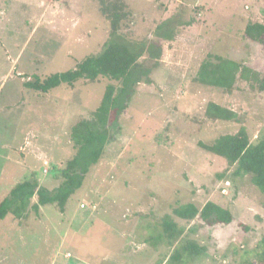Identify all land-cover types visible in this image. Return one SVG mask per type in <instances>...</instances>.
<instances>
[{
    "label": "rangeland",
    "instance_id": "obj_1",
    "mask_svg": "<svg viewBox=\"0 0 264 264\" xmlns=\"http://www.w3.org/2000/svg\"><path fill=\"white\" fill-rule=\"evenodd\" d=\"M124 2L131 14L121 32L128 39L151 37L159 25L173 27L174 37L160 41L156 64L147 54L138 60L148 75L133 87L102 157L64 211L48 205L24 220L8 215L0 222V264H259L264 195L251 175L234 176L200 143L242 127L251 141L264 134V92L238 81L226 93L194 77L209 54L264 74V38L253 42L244 34L248 24H264V0ZM109 25L101 0H0V202L32 172L48 190L60 185V171L76 153L72 127L92 117L107 85L120 84L100 78L41 94L24 83L99 53ZM209 103L240 121L207 118ZM208 202L228 210L232 222L174 214L179 206L201 209ZM166 218L182 230L171 244L161 237ZM187 243L204 253L189 254Z\"/></svg>",
    "mask_w": 264,
    "mask_h": 264
},
{
    "label": "trees",
    "instance_id": "obj_2",
    "mask_svg": "<svg viewBox=\"0 0 264 264\" xmlns=\"http://www.w3.org/2000/svg\"><path fill=\"white\" fill-rule=\"evenodd\" d=\"M101 13L110 25L108 39L99 53L84 57L74 68L65 72L55 73L44 79L35 76L32 80L26 81L24 86L33 92L47 94L62 85L74 87L79 81L95 83L100 78L118 82L120 85L118 87L113 84L107 85L100 105L92 113V117L81 120L72 127L70 139L76 153L60 171V185L48 190L40 184L36 173L32 172L28 178L16 184L0 202V222L8 215L24 220L29 211L38 212L41 207L48 205H57L61 212L64 211L69 198L83 186L86 175L102 157L106 145L112 139L111 128L127 107L134 91L133 87L145 78L146 74L148 75L150 69H145L138 60L144 54L157 59L161 52L160 41H171L174 37L173 27L159 25L151 37L141 41L128 39L121 32V27L131 14L124 0H101ZM173 21L179 25L185 23L172 19L171 24ZM244 34L253 42H262L264 24L250 23L246 26ZM156 59L155 64L158 62ZM194 81L222 89L226 93H232L238 81H244L251 89L264 92V74L219 55L209 54L201 62ZM205 115L214 121H240L234 111L215 103L208 104ZM200 147L223 158L228 167L234 168V176L251 175L253 185L264 195V134L251 141L247 131L242 127L235 134L220 136L211 145L200 143ZM35 195L37 201L32 203ZM174 214L187 221L198 217L208 224L228 225L232 222L230 212L213 202L206 203L201 209L194 204L182 205L174 209ZM161 226L163 229L161 237L166 238L170 244L176 241L182 232L175 230L176 226L168 218L164 219ZM184 249L193 256L204 253L203 247H198L195 243H187ZM260 249L256 257L259 264H264V238L261 240ZM174 257L175 260H179L180 255H175L171 259Z\"/></svg>",
    "mask_w": 264,
    "mask_h": 264
}]
</instances>
